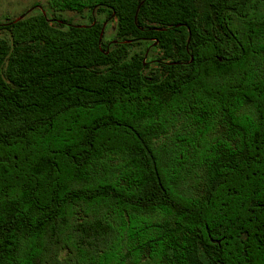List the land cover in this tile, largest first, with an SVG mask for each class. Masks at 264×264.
Segmentation results:
<instances>
[{
    "label": "trees",
    "instance_id": "trees-1",
    "mask_svg": "<svg viewBox=\"0 0 264 264\" xmlns=\"http://www.w3.org/2000/svg\"><path fill=\"white\" fill-rule=\"evenodd\" d=\"M128 255L264 264V0H48L0 20V264Z\"/></svg>",
    "mask_w": 264,
    "mask_h": 264
},
{
    "label": "rangeland",
    "instance_id": "rangeland-1",
    "mask_svg": "<svg viewBox=\"0 0 264 264\" xmlns=\"http://www.w3.org/2000/svg\"><path fill=\"white\" fill-rule=\"evenodd\" d=\"M33 4L40 5V7H46L48 0H0V20L5 17L13 18L18 17L21 13L28 10ZM61 17L72 21L75 24H88L90 21L89 14H76L73 12H64ZM96 20L103 22L104 16L102 14L95 15ZM106 25V24H105ZM114 23H108L105 26V36L107 40H111L114 37ZM132 257H125V264H133Z\"/></svg>",
    "mask_w": 264,
    "mask_h": 264
}]
</instances>
